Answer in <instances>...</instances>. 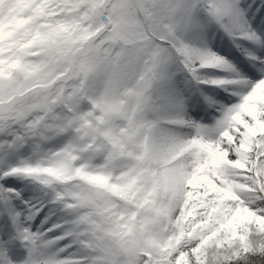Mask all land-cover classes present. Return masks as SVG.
Wrapping results in <instances>:
<instances>
[{
  "label": "snow or ice",
  "instance_id": "obj_1",
  "mask_svg": "<svg viewBox=\"0 0 264 264\" xmlns=\"http://www.w3.org/2000/svg\"><path fill=\"white\" fill-rule=\"evenodd\" d=\"M0 236V264H264V0H0Z\"/></svg>",
  "mask_w": 264,
  "mask_h": 264
},
{
  "label": "rangeland",
  "instance_id": "obj_2",
  "mask_svg": "<svg viewBox=\"0 0 264 264\" xmlns=\"http://www.w3.org/2000/svg\"><path fill=\"white\" fill-rule=\"evenodd\" d=\"M7 239L6 236H0V240ZM23 250L20 248L19 243L10 246V255L15 259L17 256H23Z\"/></svg>",
  "mask_w": 264,
  "mask_h": 264
}]
</instances>
